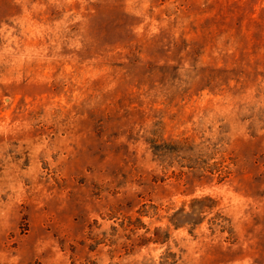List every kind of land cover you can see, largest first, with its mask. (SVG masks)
Instances as JSON below:
<instances>
[{
	"label": "rangeland",
	"instance_id": "1",
	"mask_svg": "<svg viewBox=\"0 0 264 264\" xmlns=\"http://www.w3.org/2000/svg\"><path fill=\"white\" fill-rule=\"evenodd\" d=\"M0 264H264V0H0Z\"/></svg>",
	"mask_w": 264,
	"mask_h": 264
}]
</instances>
